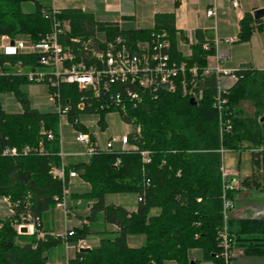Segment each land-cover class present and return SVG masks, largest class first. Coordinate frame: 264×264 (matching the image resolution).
<instances>
[{"label":"trees","instance_id":"1","mask_svg":"<svg viewBox=\"0 0 264 264\" xmlns=\"http://www.w3.org/2000/svg\"><path fill=\"white\" fill-rule=\"evenodd\" d=\"M27 1L34 3L30 13L21 10ZM43 10L50 8L39 0H0V37L24 36L38 41L51 30ZM58 18L68 21L73 35H91L97 29L134 41L148 38L152 31H164L172 59L188 66L203 68L214 54L212 44L197 31L190 56L182 57L173 14L155 15L153 28L119 32L76 9L61 11ZM253 31L254 20L245 14L239 21L237 41L247 42ZM204 44L207 49L202 48ZM18 59L0 54V95L13 94L21 107L19 113H8L0 101V147L36 148L42 129L56 134L57 117L52 111L30 108L27 92L22 90L30 84L23 76L8 73L9 65ZM235 69L237 79L223 95L227 101L222 116L230 123L228 132L220 134L218 115L212 107L214 77L200 85L201 98L196 105L180 94L162 93L155 100L146 98L136 108H127L121 119L139 127L138 136L130 134L129 141L148 152L146 164L138 152H102L86 161H67L68 169L79 179H68L66 172L61 182L49 174L50 165L60 164L57 137L44 140L45 154L0 156V198L16 204L13 215L0 218V264H48L49 250L91 236L98 237V245L86 253L72 250L67 264H225L217 238L223 225L221 151L252 152L253 166L260 172L241 185L262 186L264 190V159L256 152L264 146V70L248 64ZM81 95L74 87H62L64 101L72 105ZM63 189L69 194L67 208L81 219L79 227L72 229L74 234L64 241L42 225L43 216L55 209V198L61 197ZM233 192H225L231 201ZM107 195L132 196L134 210L105 203ZM139 196L141 201L137 202ZM28 215L38 220L36 233L20 235L15 226ZM227 228L234 238V249L246 256H264V220L227 222ZM131 237L141 238V244L130 247L127 240Z\"/></svg>","mask_w":264,"mask_h":264},{"label":"built area","instance_id":"2","mask_svg":"<svg viewBox=\"0 0 264 264\" xmlns=\"http://www.w3.org/2000/svg\"><path fill=\"white\" fill-rule=\"evenodd\" d=\"M233 9L238 8L239 0H227ZM61 10L50 8L43 10L42 16L51 23V30L36 42L24 36L10 38L0 37V54L19 58L10 72L15 76H23L29 84H43L47 89V99L51 111L57 117L56 134L51 130H41V139L36 148L26 146L0 147L1 157L25 156L32 153L45 154L43 142L58 140V166L50 165L49 174L61 182L67 172L68 179H79L77 173L68 169L67 159L88 160L102 152H138L142 163L149 162L148 152L139 150L130 143V134H139V127L132 126L130 132L121 137H108L104 146L100 144L91 131L103 132L106 128L105 117L108 115L126 116L127 108H136L146 98L155 100L162 93L180 94L195 102L201 98L200 85L204 80L214 77L216 80V95L212 107L216 110L219 120V132H228L230 123L222 116L226 105L227 89L220 86V79L228 77L234 83L237 79V69H226L221 66L224 54L216 53V64L199 68L188 66L185 62H177L169 53V40L164 31H152L148 38L130 40L122 35H109L106 31L94 30L91 35L72 34L67 20H60ZM214 9L206 11V16L213 17ZM118 31V30H117ZM119 32V31H118ZM236 38L225 40L231 44ZM217 41H215L216 45ZM214 46V44H213ZM207 49V44L202 46ZM62 87H74L80 94L75 105L69 100L64 101ZM70 99V98H69ZM122 120V119H121ZM125 123V122H124ZM127 124V123H126ZM70 129L74 142L83 148L82 151L66 152L63 147V128ZM222 152V151H221ZM256 152L264 159V146H259ZM118 162L115 163V165ZM229 172L222 170V216L223 225L218 231V246L225 264L234 258V238L227 228V214L232 207V201L225 192L234 189V183L229 181ZM68 191L63 189L60 198H55V209L62 212L64 220L74 217L67 208ZM137 202L141 197H137ZM8 215L14 214V206L7 197H2ZM28 225H24V221ZM38 220L29 215L15 226L17 233L25 227L27 233L36 229ZM74 234L72 229H64L55 237L66 240ZM42 237V235H40ZM65 244L66 250L89 248L86 240H78L74 245ZM64 264H67V260Z\"/></svg>","mask_w":264,"mask_h":264},{"label":"crops","instance_id":"3","mask_svg":"<svg viewBox=\"0 0 264 264\" xmlns=\"http://www.w3.org/2000/svg\"><path fill=\"white\" fill-rule=\"evenodd\" d=\"M76 2L78 4L68 7L61 0H49L43 6L61 11L80 10L91 15L95 23L113 26L118 31L153 28L155 15L173 14L174 28L178 39L177 49L182 57L190 56V46L195 43V33L198 31L205 41L212 44L214 49V54L207 58L209 65L216 64V53L221 52L224 54L221 66L226 69H235L239 65L248 64L255 69L264 70V18L260 21L252 18L255 31L247 42L236 41L231 44L225 42L232 38L238 39L239 21L245 14L252 17L255 10L264 8V0H239L237 9H233L227 0H77ZM175 3H177V7H175ZM209 9H214L213 17L206 16V11ZM181 36L183 39H180ZM215 41H217L216 45ZM184 46L187 49L185 53L181 51ZM232 85L233 82L228 77L220 79L221 88L227 89ZM65 151L75 152L69 149ZM250 155L252 159V152ZM75 159L68 158L66 161ZM251 166L250 174L246 172L243 176H239L237 181L231 180L234 183V192L232 207L228 212L229 215L227 214V222L230 224L243 219L264 220V190H262V186L255 189L241 185L244 179L250 180L254 173L259 174L260 171L253 166L252 160ZM232 172L236 175L239 173L238 170ZM125 203L124 206L128 210H134L133 200L126 199ZM53 232L55 233L54 230ZM40 235L42 234L39 233V237ZM98 242L99 239L96 236H91L86 240L89 248L96 247ZM130 242L133 245H130ZM141 242V238L132 241L128 238L127 240L130 247L138 246ZM63 248L65 249V247ZM67 252L70 254L66 260L73 254L72 250H67ZM64 262L48 264H64ZM166 264L174 263L166 262ZM229 264H264V256L242 255L241 250L235 248L234 258Z\"/></svg>","mask_w":264,"mask_h":264},{"label":"rangeland","instance_id":"4","mask_svg":"<svg viewBox=\"0 0 264 264\" xmlns=\"http://www.w3.org/2000/svg\"><path fill=\"white\" fill-rule=\"evenodd\" d=\"M49 0H39V3L41 5H44ZM54 1V0H53ZM65 3L66 6L71 7L72 5L78 4L77 0H61ZM70 5V6H69ZM21 10L24 13H30L34 11V3L27 1L23 2L21 4ZM186 46L182 47V52H186ZM27 92V98L29 101V106L32 109L38 110L40 112H47L51 111V105L50 102L47 99V89L43 84H30L22 88ZM0 101L2 104V108L4 111L8 113H19L21 111V107L19 103L14 98L13 94H2L0 95ZM249 108V107H246ZM105 123L106 128L103 132H97V131H91V133L96 137L98 140L100 147L104 146L105 140L108 137H121L122 135H125L126 133L130 132L132 129V126L124 123L119 116L117 115H108L105 117ZM62 136H63V147L64 150L69 149L70 151H82L83 148L79 145H77L74 142V138L72 133L70 132V129L63 128L62 129ZM249 151H243V152H234V151H222L221 152V162H222V169L224 171H228V180H233L234 182L237 181L239 176H243L246 172H251V157H250ZM226 169V170H225ZM233 170H238V175H236ZM78 175V174H77ZM82 183V181H81ZM69 187V183H66L65 188ZM69 196V194H68ZM2 197L0 198V218H5L8 214L7 208L5 205L1 202ZM126 199L133 200L132 196H123V195H107L104 198L105 203H115V204H121L126 205L125 201ZM79 202H77L78 204ZM234 203V202H233ZM235 205V204H234ZM7 211V213H6ZM81 211V210H80ZM86 209L82 210V212H85ZM229 215V213H228ZM27 219V217H25ZM81 220V219H80ZM80 220H77L75 217H70L66 220H64L62 212L53 209L49 212H47L43 218H42V225L43 229H53L56 234H60L64 231V229L67 227V229H73L74 227H79ZM83 220V219H82ZM36 233V229L32 230L31 232L27 234H20V235H32ZM40 233V232H39ZM19 234V233H18ZM130 241L136 239V237L129 238ZM130 245H133L131 242ZM194 255H199L198 251H194ZM70 252L68 253L66 249H64L62 246H57L51 250H49L46 254L47 256V262L53 263V262H63L66 261L68 258ZM65 263V262H64ZM166 264V263H164Z\"/></svg>","mask_w":264,"mask_h":264},{"label":"water","instance_id":"5","mask_svg":"<svg viewBox=\"0 0 264 264\" xmlns=\"http://www.w3.org/2000/svg\"><path fill=\"white\" fill-rule=\"evenodd\" d=\"M252 18L254 19V20H261V19H263L264 18V8H261V9H257V10H255L253 13H252ZM189 104L190 105H196V102H195V100L194 99H190L189 100ZM24 223V225H28V221H24L23 222ZM19 234H27V230H26V228L25 227H22L20 230H19ZM90 249L89 248H84V249H80L79 251L80 252H82V253H86V252H88ZM192 264V263H191Z\"/></svg>","mask_w":264,"mask_h":264}]
</instances>
